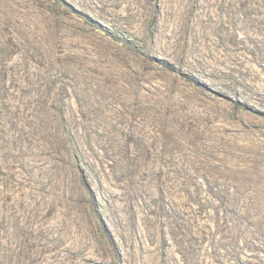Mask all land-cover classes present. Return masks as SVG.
Instances as JSON below:
<instances>
[{
	"label": "rangeland",
	"instance_id": "rangeland-1",
	"mask_svg": "<svg viewBox=\"0 0 264 264\" xmlns=\"http://www.w3.org/2000/svg\"><path fill=\"white\" fill-rule=\"evenodd\" d=\"M0 264H264V0H0Z\"/></svg>",
	"mask_w": 264,
	"mask_h": 264
}]
</instances>
